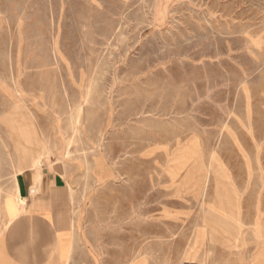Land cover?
I'll list each match as a JSON object with an SVG mask.
<instances>
[{
    "label": "rangeland",
    "instance_id": "obj_1",
    "mask_svg": "<svg viewBox=\"0 0 264 264\" xmlns=\"http://www.w3.org/2000/svg\"><path fill=\"white\" fill-rule=\"evenodd\" d=\"M29 166L115 264H264V0H0V186Z\"/></svg>",
    "mask_w": 264,
    "mask_h": 264
},
{
    "label": "crops",
    "instance_id": "obj_2",
    "mask_svg": "<svg viewBox=\"0 0 264 264\" xmlns=\"http://www.w3.org/2000/svg\"><path fill=\"white\" fill-rule=\"evenodd\" d=\"M77 195L76 177L50 168L23 167L0 186V264H115L98 245L81 243Z\"/></svg>",
    "mask_w": 264,
    "mask_h": 264
},
{
    "label": "bare ground",
    "instance_id": "obj_3",
    "mask_svg": "<svg viewBox=\"0 0 264 264\" xmlns=\"http://www.w3.org/2000/svg\"><path fill=\"white\" fill-rule=\"evenodd\" d=\"M68 145L70 146V143H69ZM53 158H54V159H53V164H54V165H55V164H58L57 160H58L59 158L55 157V155H54Z\"/></svg>",
    "mask_w": 264,
    "mask_h": 264
}]
</instances>
